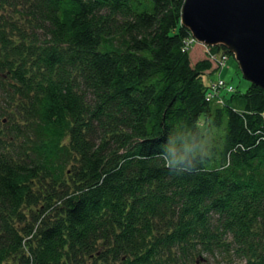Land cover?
Instances as JSON below:
<instances>
[{
	"label": "trees",
	"instance_id": "trees-1",
	"mask_svg": "<svg viewBox=\"0 0 264 264\" xmlns=\"http://www.w3.org/2000/svg\"><path fill=\"white\" fill-rule=\"evenodd\" d=\"M183 2L0 0V264H264V89Z\"/></svg>",
	"mask_w": 264,
	"mask_h": 264
},
{
	"label": "water",
	"instance_id": "water-1",
	"mask_svg": "<svg viewBox=\"0 0 264 264\" xmlns=\"http://www.w3.org/2000/svg\"><path fill=\"white\" fill-rule=\"evenodd\" d=\"M180 22L196 41L225 47L264 89V0H184Z\"/></svg>",
	"mask_w": 264,
	"mask_h": 264
},
{
	"label": "rangeland",
	"instance_id": "rangeland-1",
	"mask_svg": "<svg viewBox=\"0 0 264 264\" xmlns=\"http://www.w3.org/2000/svg\"><path fill=\"white\" fill-rule=\"evenodd\" d=\"M195 46H196L195 48L196 51H194V53L196 52L198 53V55L203 56L204 53L206 52L207 46L196 41V39H195V43L193 44V49ZM193 49L191 51H193ZM194 53L192 54L193 56H194ZM198 55L196 54V56ZM222 60L226 61L224 67H221L223 63L213 64L214 66L213 68H215V70L212 73H210L213 82H212V87L210 89L209 94H212V95L216 93L222 94L223 92H225V90H222V89H225V88H226V91H229V92H232L233 90H235V92H245L247 87L249 86V81L244 78L241 72V69L239 68L238 63L236 59L234 58V56L232 54L226 55L224 56ZM209 72H211V70ZM209 76H210L209 74L205 76V81H209ZM222 78L226 82L222 80ZM226 83L228 84L230 83L233 86L227 85ZM219 255L216 258V256L208 257L206 253H203L201 256L202 261L200 264H236L239 261L237 257H235L233 259V262H228L226 260H223L221 258V255L220 256Z\"/></svg>",
	"mask_w": 264,
	"mask_h": 264
},
{
	"label": "clouds",
	"instance_id": "clouds-1",
	"mask_svg": "<svg viewBox=\"0 0 264 264\" xmlns=\"http://www.w3.org/2000/svg\"><path fill=\"white\" fill-rule=\"evenodd\" d=\"M173 163H175V161H173V162H165V166L171 168V166H172Z\"/></svg>",
	"mask_w": 264,
	"mask_h": 264
}]
</instances>
